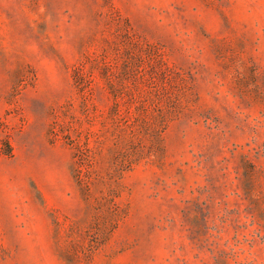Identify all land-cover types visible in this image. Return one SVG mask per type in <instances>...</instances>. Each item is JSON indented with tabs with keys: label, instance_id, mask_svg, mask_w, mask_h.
<instances>
[{
	"label": "rangeland",
	"instance_id": "rangeland-1",
	"mask_svg": "<svg viewBox=\"0 0 264 264\" xmlns=\"http://www.w3.org/2000/svg\"><path fill=\"white\" fill-rule=\"evenodd\" d=\"M0 264H264V0H0Z\"/></svg>",
	"mask_w": 264,
	"mask_h": 264
}]
</instances>
